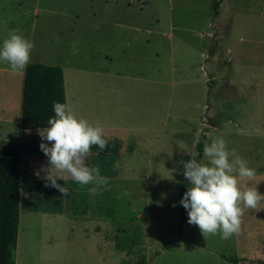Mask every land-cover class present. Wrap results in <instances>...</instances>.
<instances>
[{"label":"rangeland","instance_id":"rangeland-1","mask_svg":"<svg viewBox=\"0 0 264 264\" xmlns=\"http://www.w3.org/2000/svg\"><path fill=\"white\" fill-rule=\"evenodd\" d=\"M214 1L0 0V38L30 39L29 62L62 69L74 115L121 146L85 157L104 185L58 179L70 195L36 206L22 193L15 264H264V199L241 205L227 239L179 227L180 165L202 132L255 170L238 184L264 195V0H221L213 15ZM22 76L0 63V139L20 129ZM18 137L22 176L37 177L47 158L24 145L38 131Z\"/></svg>","mask_w":264,"mask_h":264},{"label":"clouds","instance_id":"clouds-1","mask_svg":"<svg viewBox=\"0 0 264 264\" xmlns=\"http://www.w3.org/2000/svg\"><path fill=\"white\" fill-rule=\"evenodd\" d=\"M32 48L30 39L18 30H10L0 38V63H6L12 73L23 71ZM52 111L47 126L37 130L41 138L38 147L47 164H42L35 175L46 186L57 189L62 198L68 197L70 190L58 179L66 181L70 177L80 185L106 184L107 177L100 174L98 167L84 162L91 145L101 151L105 148L107 140L102 127L75 116L67 104L59 101L52 102ZM202 152L207 163L196 159L183 161L182 174L187 186L179 204L187 212V222L195 224L203 236L219 232L222 239H227L239 231L241 205L255 208L264 195L258 193L256 186L238 184V178H251L255 170L234 149H227L222 137L204 142Z\"/></svg>","mask_w":264,"mask_h":264},{"label":"trees","instance_id":"trees-1","mask_svg":"<svg viewBox=\"0 0 264 264\" xmlns=\"http://www.w3.org/2000/svg\"><path fill=\"white\" fill-rule=\"evenodd\" d=\"M221 0L213 3V15L217 13ZM59 101L66 104L63 71L58 66L28 62L23 70L21 85V103L19 115V128L21 130L34 131L47 126V120L54 113L52 102ZM107 144L101 151L95 145L90 146L89 153L115 154L121 146L116 138L106 137ZM206 135L202 132L194 144L195 154L186 156L187 159H199L202 157V147ZM39 144L32 141L28 152L42 153ZM43 154V153H42ZM183 172V162L180 165ZM187 182L183 174L178 191V209L180 215L179 227L187 220V212L179 200L186 191ZM26 193L32 206H36V200L50 203L57 193V189L46 186L44 181L36 176H22L21 150L17 142L0 139V264H15V245L18 233L20 209L23 206L22 193ZM39 194V195H36ZM30 204V205H31ZM221 258L228 262L237 263L240 259L220 254ZM132 264H146L143 257L138 258Z\"/></svg>","mask_w":264,"mask_h":264},{"label":"crops","instance_id":"crops-1","mask_svg":"<svg viewBox=\"0 0 264 264\" xmlns=\"http://www.w3.org/2000/svg\"><path fill=\"white\" fill-rule=\"evenodd\" d=\"M5 69H7V68H5ZM19 73H21V74H23V71H19ZM1 86H3V85H1ZM2 122L4 123V127H5V129H8L9 128V123H10V120H6V118L5 119H3L2 120ZM17 123H18V127H19V120L17 121ZM16 123V124H17ZM20 129H18V133H17V137L16 138H12V139H9V138H11V137H8L7 135V133H5V131H1V133H2V135H3V139H5V140H11V141H14V142H18V135H19V133H20ZM24 132H26V130H23ZM31 132V131H30ZM16 140V141H15ZM30 155H35L34 153L33 154H30ZM21 166H22V164H21Z\"/></svg>","mask_w":264,"mask_h":264}]
</instances>
